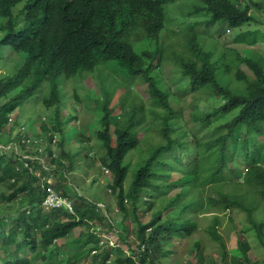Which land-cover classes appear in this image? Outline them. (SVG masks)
<instances>
[{
  "label": "trees",
  "instance_id": "16d2710c",
  "mask_svg": "<svg viewBox=\"0 0 264 264\" xmlns=\"http://www.w3.org/2000/svg\"><path fill=\"white\" fill-rule=\"evenodd\" d=\"M23 1L0 0V17L7 19L0 48L24 56L14 75L0 78V264H57L66 238L89 225L72 241L79 251L66 264H86L88 255L92 264H171L172 258V264H208L215 257L203 254L200 238L191 240L200 229L220 264H264L252 258L249 236L253 230L264 249V55L243 54L231 45L264 42L263 21L257 19L264 0H198L177 18L203 17L171 30L178 41L166 46V11L176 0H28L20 27L13 14ZM253 24L259 28H249ZM169 59L178 73L175 92L151 75L154 69L162 75ZM110 63L124 77L137 78L135 90L129 83L128 91L136 94L132 103L114 106L125 80L104 87L91 83L105 98L93 99L103 112L99 130H82L77 116L70 121L56 110L52 118L33 119L38 131L34 126L32 134L24 132L27 126L14 114L44 82L51 89L42 104L50 109L60 102L59 75L107 73ZM205 87L210 92L201 93L204 100L182 105V96ZM74 98L80 101L76 92ZM143 129L154 136L140 138ZM144 144L149 157L126 189V157ZM80 157L86 177L97 167L106 173L108 203L76 197L69 176ZM40 176L43 183L51 177L60 196H74L70 211L43 206ZM114 205L120 220L112 215ZM233 232L236 248L230 251L226 237ZM109 233L115 243L104 239ZM181 240L192 242L184 263L175 258Z\"/></svg>",
  "mask_w": 264,
  "mask_h": 264
},
{
  "label": "rangeland",
  "instance_id": "374dc122",
  "mask_svg": "<svg viewBox=\"0 0 264 264\" xmlns=\"http://www.w3.org/2000/svg\"><path fill=\"white\" fill-rule=\"evenodd\" d=\"M27 1L28 0H24L23 2L19 3L14 9L13 19L16 21L18 20L20 22L19 23L20 27L23 26V19H24V15L21 14V11L25 7ZM196 2H198V0H176L175 2L170 4L168 10L166 11L167 13L166 28L168 29L164 30L161 35V41L164 44V46H166L167 44L173 45L178 41L177 37H173L175 34L171 30H175L181 27L187 28L188 26H186V24H188L190 21L199 20L203 17V15L198 14V15H189L188 20L177 18V16H180L184 12H187L189 9H191V6ZM259 14L260 15H258L257 19L260 22L263 21L262 26L264 27V12L263 14L261 13ZM170 19L172 22L171 24H170ZM6 22H7V19L0 17V41L4 38V35L6 32L5 29L3 28ZM249 28H259V26L253 24V25H250ZM245 29H246V26L241 29L233 30V33L230 35V37L238 36V34L244 31ZM215 31H216V28H213L211 32L215 33ZM204 36L207 38L209 37L207 34H205ZM227 36H229L228 33L223 35L222 38L227 37ZM222 38L220 42L222 41ZM259 40L263 41V38H260ZM220 42L219 44L221 45ZM231 45L234 48H239V50L243 54H249L251 51L254 52L256 50H259V52L264 55V42H259L254 47L235 45V44L234 45L231 44ZM217 52H218V55L215 56V60H219L221 64V61H220L221 52H219L218 50ZM23 61H24V56L22 54L12 53L6 47L0 48V78H3L8 74L14 75L16 73V69L19 70L21 68ZM105 67L109 69V72L107 73L106 72L98 73L96 71L92 73L83 72L82 74H78L77 76L70 78V79H66L63 75H59L57 78V83H58L59 92H60V95H59L60 102L58 103L57 106L50 108V109L43 107V104H42L43 103L42 100L49 95V91L51 89V83L44 82L42 86L32 95V97L26 100L23 103V105L20 107V109L16 111L14 114V116L17 118V120L20 123H22V125L27 126L24 132L28 131L30 134H32L34 126L36 130L38 131L39 121L34 122L33 119H37L38 117H46L48 119L52 118L54 116V111L56 110L59 111V113L62 115L61 116L62 118H64L63 115L64 113H66L65 116L70 121L72 120L74 116H77V118L79 119L78 120L79 122H77V120L75 122L77 125H79L82 128V130H87V129L89 130L91 129L95 131L99 130L101 128L100 121H101L103 112L98 107V104L96 102H93V99H99V100L103 99L104 100L105 98L101 93H99L98 88L92 85L91 83L99 84L100 86L104 87L106 82H107L106 85L108 86L120 85L119 83H116V82L119 80H125L127 84H124V86L122 87L123 91H118L116 89V95L113 101L114 106H116L121 100L130 101V103H132L133 102L132 95L136 94V92H134V94L131 93L132 95L130 96L128 95V91H131L129 88V83H130V87L132 90H135L136 88L135 83H134V80L137 79L136 77L135 78L124 77L123 74L117 72L116 70L117 66L113 63H110ZM172 70L173 72H171ZM243 70L246 71L248 74H251L250 70L247 69L245 66L243 67ZM151 75L156 80H158V78L159 80H161V83H163L164 85V89L167 88V86H169L170 88H173V91L175 92L179 88V86L176 84V75L178 76V73L176 72V66H175V63L173 64L170 59L167 60L163 64L162 75H160L157 72V69H154L151 72ZM227 79H228L227 77L218 76L219 82L225 81V83H227L226 81ZM137 84L139 83L137 82ZM75 92L79 95V98H80L79 102H77L74 98ZM102 92H104V88H102ZM202 92L208 93L210 92V88L205 87L201 89L200 93L197 95L189 93L187 95L182 96V98H180L182 100L181 101L182 105L184 107H187L191 104L195 105L199 102L198 98H202L204 100L206 96L201 94ZM93 103L95 105L94 107L92 106ZM118 109L119 107H117V109L115 110L114 115L118 113ZM196 109L198 111V108ZM31 124L32 126H30ZM71 125L73 126L74 124H71ZM74 131L76 133V130ZM144 131L145 130L143 129V131L139 133L140 138H143V136L153 135L149 133L148 131L144 133ZM89 133L91 134L90 136H92V141L94 143L96 139V135L95 133L90 132V131ZM69 135L70 136L74 135L72 130H70ZM262 140L264 141V139ZM146 147L147 146L145 144L141 145L134 151L130 152L128 156L126 157L125 163L129 166V174L126 180V189L129 188L130 183L133 180V177L137 169L140 166V163L149 157L148 151L144 150L146 149ZM76 163H77L78 170L75 172L73 176L72 175L69 176L70 182L72 183L71 186L73 187L76 197L78 195H81L84 198H88L94 202L104 201L105 203H108L110 201V197L107 192L108 188H107L106 181L108 177L105 175L106 173L101 174L97 167V168H93L88 174V177H86L85 171H83L85 165L81 157L77 159ZM43 178L44 177L40 176L41 185L43 184ZM94 178H95V184L92 183ZM47 181L49 184H51L53 179L49 177L47 178ZM0 190H2L1 185H0ZM67 195L71 197L70 204L72 205V203L74 202L73 201L74 196H71L70 194H67ZM15 208H17V205L15 203L10 204L9 209L11 210L9 211L15 212L14 211ZM112 209L115 210L112 212L113 217L115 216L116 220H120L121 217L117 213V210H118L117 206L114 205V208ZM22 210L25 211L26 209H22ZM145 210H146V207L144 206V208H142V211H145ZM0 211H2V208H0ZM117 225L118 224L116 223L115 224L116 228H118ZM130 225L132 226V228L135 227L132 224ZM91 226L92 225H89L87 228L84 226H82V228H77L76 230L73 231V233L68 238H66V242L64 243L66 244V247H64L62 257L57 262V264H66L65 262L69 258V256L79 251V249L72 246L71 243L73 240L79 238L81 232L86 233L88 232V230L90 231ZM98 226L102 228V225L98 224ZM239 227L242 228V225L240 224ZM202 232L203 231H201L200 229L198 233L192 236L191 240L193 241L194 239L200 238V241L204 247L203 254L206 253L208 255H213L215 257V260L210 261L208 264H220V259L217 257L218 255L217 249L212 250V244L208 242V240H206L205 235ZM249 236H251L250 241H251L252 248H253L252 258L264 259V249L262 248V245L259 243L257 236L253 233V230H250ZM19 238L21 239V236H19ZM113 238L114 236L112 233L106 234L104 237L106 241L107 240L110 241L109 239H111V241L115 243V241H113ZM64 241L65 240L59 241L58 244H63L62 242ZM207 243H208V246H207ZM226 244H227V248L230 251L236 248V236L234 232L231 233L229 237H226ZM206 247H208V251H206ZM175 248L177 249L175 258H179L181 262L183 263L190 260L192 256V242L191 241L190 242H188L187 240H181L180 242L178 241L175 245ZM0 255L3 256L4 251L1 250ZM91 257L92 256L90 255L86 257V261H87L86 264H92L90 263ZM172 263H173V258H172L171 264Z\"/></svg>",
  "mask_w": 264,
  "mask_h": 264
},
{
  "label": "built area",
  "instance_id": "2783aa9c",
  "mask_svg": "<svg viewBox=\"0 0 264 264\" xmlns=\"http://www.w3.org/2000/svg\"><path fill=\"white\" fill-rule=\"evenodd\" d=\"M46 206L50 207H61V206H67L71 209V204L69 201L62 196L58 195L57 193L54 192L52 189H48V194L45 199Z\"/></svg>",
  "mask_w": 264,
  "mask_h": 264
},
{
  "label": "clouds",
  "instance_id": "9594fccd",
  "mask_svg": "<svg viewBox=\"0 0 264 264\" xmlns=\"http://www.w3.org/2000/svg\"><path fill=\"white\" fill-rule=\"evenodd\" d=\"M2 147V146H1ZM9 148V147H8ZM22 158H27V159H30V158H32V156H29V155H23V157ZM25 166H27V163L25 162ZM52 185V183L51 184H49L48 183V181H47V179L44 181V183L42 184V186H43V188H44V190L46 191V195L44 196V199H43V202H42V204H43V206L45 207V208H48V209H51V208H67L69 211L71 210L69 207H67V206H61V207H50V206H46L44 203H45V199H46V197H47V194H48V189L50 188V189H52V190H54L53 189V187L51 186ZM54 192H55V190H54ZM56 193V192H55ZM59 195V194H58ZM63 198H65V199H67L68 201H69V203H71L70 201V199L69 198H66V197H63ZM71 207H72V205H71Z\"/></svg>",
  "mask_w": 264,
  "mask_h": 264
}]
</instances>
